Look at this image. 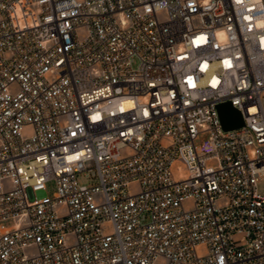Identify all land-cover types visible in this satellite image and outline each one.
<instances>
[{"label":"built area","instance_id":"built-area-1","mask_svg":"<svg viewBox=\"0 0 264 264\" xmlns=\"http://www.w3.org/2000/svg\"><path fill=\"white\" fill-rule=\"evenodd\" d=\"M263 95L264 0H0V264H264Z\"/></svg>","mask_w":264,"mask_h":264},{"label":"water","instance_id":"water-1","mask_svg":"<svg viewBox=\"0 0 264 264\" xmlns=\"http://www.w3.org/2000/svg\"><path fill=\"white\" fill-rule=\"evenodd\" d=\"M219 113L226 129L237 128L244 124L241 112L231 102L220 104Z\"/></svg>","mask_w":264,"mask_h":264},{"label":"rangeland","instance_id":"rangeland-1","mask_svg":"<svg viewBox=\"0 0 264 264\" xmlns=\"http://www.w3.org/2000/svg\"><path fill=\"white\" fill-rule=\"evenodd\" d=\"M138 60L135 62V66L137 67L138 65ZM263 104H264V95H263ZM204 137H200L198 139V143L201 142L203 140ZM182 172L183 173H186L187 172V167L186 165L182 164ZM80 181L82 183H86V184H90L93 182V178L91 176H87L86 174H82L80 175L79 177ZM57 189V185H56V182L54 180H51L47 183V190H46V193L50 196H52L54 194V192L56 191ZM259 189L260 191H262L264 193V179L260 182L259 184Z\"/></svg>","mask_w":264,"mask_h":264}]
</instances>
